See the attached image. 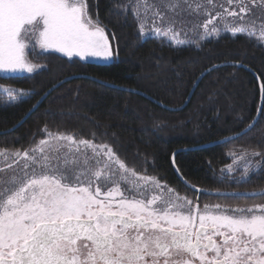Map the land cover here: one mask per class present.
I'll return each instance as SVG.
<instances>
[{
    "label": "snow or ice",
    "instance_id": "1",
    "mask_svg": "<svg viewBox=\"0 0 264 264\" xmlns=\"http://www.w3.org/2000/svg\"><path fill=\"white\" fill-rule=\"evenodd\" d=\"M226 2L239 11L224 9L210 16L202 25L204 35L219 30V19L238 18L245 23L250 12L246 0ZM161 3L174 16L193 8L192 0ZM88 7L87 0H0V72L33 73L43 67L25 55L33 37L43 51L110 60L113 52L105 27L98 16L94 20L89 15ZM202 7L196 5L197 10ZM152 8L154 32L168 36L171 27L155 26L157 20L166 22L165 13L157 5ZM139 9L137 0L133 13L137 19H141ZM117 10L127 14L128 6ZM200 27L195 25L193 31L203 39ZM231 30L246 32L247 28ZM140 33H144V23ZM259 35L264 38V25ZM171 40L184 43L175 32ZM0 91L11 102L25 95L22 89L3 85ZM49 136L76 148L69 146L64 157L51 155L45 151L50 140H41L37 148L11 153L17 166L23 162V170L10 180H0V264H160L161 259L169 264L173 252L197 258L200 264H264V204L246 209L206 204L201 210L184 197H166L164 186L144 176L135 185L137 197L129 199L121 183L137 174L110 146L90 140L77 142L69 135ZM81 146L91 149L93 155L82 154ZM249 155L262 154L245 152L239 159ZM101 164L103 168L98 170ZM109 184L113 186L102 192ZM154 188L161 194L148 198ZM167 191L173 192L171 188Z\"/></svg>",
    "mask_w": 264,
    "mask_h": 264
},
{
    "label": "trees",
    "instance_id": "2",
    "mask_svg": "<svg viewBox=\"0 0 264 264\" xmlns=\"http://www.w3.org/2000/svg\"><path fill=\"white\" fill-rule=\"evenodd\" d=\"M149 1L153 5L156 0ZM139 2L142 19L148 0ZM87 3L90 16L94 20L98 16L105 27L113 61L87 62L57 52H33L32 59L43 65L41 69L21 76L0 75V85L25 93L22 100L11 102L0 91V148L24 149L48 132L66 133L108 145L136 173L194 194L177 178L171 163L172 154L185 149L178 151L174 160L192 185L224 191L264 188V101L258 120L244 135L189 149L233 135L253 121L261 90L248 69L227 65L211 70L182 110L170 111L158 104L182 106L198 76L223 62L250 68L264 91V46L244 35H222L198 46L144 38L139 29L141 19L133 14L137 0ZM124 6H128L127 14L117 10ZM70 76L82 77L59 85L18 127L5 132L19 123L48 89ZM253 151L262 155L239 159ZM245 167H249L246 172Z\"/></svg>",
    "mask_w": 264,
    "mask_h": 264
},
{
    "label": "rangeland",
    "instance_id": "3",
    "mask_svg": "<svg viewBox=\"0 0 264 264\" xmlns=\"http://www.w3.org/2000/svg\"><path fill=\"white\" fill-rule=\"evenodd\" d=\"M246 2L248 3V6L250 8V12L245 15V23L240 22L238 18L234 19V18L229 17L227 19H219L216 21V23L219 27V30L216 33H213L212 35L209 36V35L203 34L202 25H203L205 20L209 19L210 16L216 15L217 12H222L224 9L235 10L237 12L239 11V9L238 8L232 9V6L228 5L226 0H211V4L209 3V0H192V4H193L192 9H190L189 11L182 12L180 15L174 16V14L171 11L165 10L164 4L161 3V0H156L153 3V5H157L159 10L161 12L165 13L166 22L164 24H161L159 22V20H157L155 22V26L156 27H163V28L171 27L173 29V31H170L168 33V36H162V35H157L153 30L154 24H153L152 15H153V11H155V9L152 8L153 5H151L150 1L148 0V3L147 2L144 3L143 10L148 8L149 11H152V14L147 15L148 19H147L146 23L144 22L143 18L140 20L139 29H140V25L142 23H144V33L141 34L142 37H144V38L155 37V38L162 39L166 43L173 44V45H179V46H183V45H196V46H198L202 42H204L205 40L214 39V38H217V37L222 36V35H229V36L244 35L246 37H250V38L254 39L257 43L264 46V38H261L259 35L260 30H261V25H264V9L259 6V4L257 3L256 0H246ZM198 4L204 5V7L197 10L196 5H198ZM220 5H223V7H220ZM173 20H174V23H173ZM253 22H254V24H253ZM195 25L201 26L198 29V31L200 32L201 35H203V39H199L197 37V35L195 34V32L193 31V27ZM242 26L247 28L246 32H241L239 30H237V31L231 30L233 28L239 29ZM173 32L178 33V38L183 40L184 43L174 44L173 41L171 40ZM33 52H56V51H54V50H48V51L41 50L39 48V46L35 44V38L33 37L32 43L29 44V47L25 51V55L27 56L29 61L41 65L40 62H37L34 59H32V57H33L32 53ZM59 54H62V53H59ZM62 55H64V54H62ZM73 57L81 59L78 56H73ZM73 57H70V58H73ZM113 59H114V55L110 60H107V61L101 60L98 58H93V57H86V58L81 59V60L87 61V62L107 63V62L113 61ZM25 74H30V73H26V72L25 73H4V72H0V75H2V76H21V75H25ZM13 94H15V93H13ZM2 95H3V97L5 96L4 98H6L8 101H10L7 93L2 92ZM49 133H51L54 136H62V135L73 136V135L66 134V133L48 132L44 138L36 141L35 143L28 146L27 148H24V149L0 148V153H3V154H0V170H2V171H0V180H10L14 176L21 174V172L23 170V162H21L17 166V164L14 162L15 158L10 155L11 153H14L16 151H24V150H30L33 148H37L39 145V142L41 140H50V144L45 146V151H46V153L51 154V155H59L60 157H64L66 154H69V146H71V148L73 150H75V148H76L75 144H70V142L63 141V140H60V141L51 140ZM73 137H74V140L77 142H79L80 140H85V139H81V138H76L75 136H73ZM93 143L96 145H101V144H97L95 142H93ZM57 149H59V152L56 151ZM80 152L82 154L86 153L87 156L93 155L91 149L85 150L83 148V146L80 147ZM69 159H71V155H69ZM246 162H247V164L249 163L248 161H246ZM93 163H95V161H93ZM9 165H11V167H9ZM114 167H116V166L114 165ZM102 168H103V164H101L99 166L98 170H100ZM242 168L243 167H241L239 170H242ZM245 168L246 169H243V170L246 172L249 169V167L248 168L245 167ZM136 174H137L136 177H130L129 178L128 183H123V182L121 183V188H122V190H124L125 196H127L129 199L137 197V194L135 191V185L137 184L138 177L139 176L151 177V176L142 175L139 173H136ZM151 178H153V177H151ZM153 180L158 181L156 178H153ZM158 182L162 186H164L163 187V194L166 197L171 196L173 199H175L176 196H179V197H184L187 200L192 199L191 196L194 197L193 194H191V193H189L183 189H178V188L173 187V186L166 184L164 182H160V181H158ZM139 183L143 184L144 181H139ZM112 186L113 185L109 184L107 186L102 187V192L108 191V189ZM168 188H171L173 190V192L168 193V191H167ZM160 194H161V190L154 188L153 191L148 193V198H151V196H153V195H160ZM215 204H220L223 206H230V207H232V209H234V208H245L246 209L249 207H253L254 205H257V204H264V195L261 197H255V198H241L239 200L221 199Z\"/></svg>",
    "mask_w": 264,
    "mask_h": 264
},
{
    "label": "water",
    "instance_id": "4",
    "mask_svg": "<svg viewBox=\"0 0 264 264\" xmlns=\"http://www.w3.org/2000/svg\"><path fill=\"white\" fill-rule=\"evenodd\" d=\"M227 65H237V66H241V67H244L246 69H248L256 78L259 86H260V90H261V95H260V103H259V108H258V112L255 116V118L253 119V121L250 123L251 125L254 126V124L256 123V121L258 120L260 114H261V111H262V108H263V101H264V91H263V86H262V83L258 77V75L252 71L250 68L246 67L245 65L243 64H240V63H236V62H223V63H218V64H215L207 69H205L199 76L198 78L196 79V81L194 82L188 96H187V99L186 101L184 102V104L180 107H167V106H164L163 104L161 103H158L157 101H155L156 103H158L161 107H164L170 111H179V110H182L185 105L187 104V102L189 101V99L191 98L194 90L196 89L198 83L200 82V80L208 73L210 72L211 70L215 69V68H218V67H222V66H227ZM82 76H70V77H67L65 78L64 80L56 83L55 85H53L50 89H48L44 94L43 96L36 102V104L27 112V114L20 120L19 123H17L13 128L9 129V130H6L5 132H8V131H11L13 130L14 128L18 127L34 110L35 108L42 102V100L50 93L52 92L55 88H57L59 85H61L62 83L66 82V81H69L70 79H75V78H80ZM106 84V83H105ZM124 89V88H123ZM125 90H128V91H131V92H136L138 94H141L143 96H145L146 98H149L151 100H154L152 99L151 97H149L148 95L142 93V92H138V91H134V90H131V89H126ZM249 124V125H250ZM248 125V126H249ZM245 127L244 129H242L241 131L233 134V135H230V136H227V137H224L220 140H217L215 142H211V143H208V144H203V145H200V146H195V147H191L189 149H194V148H203V147H208V146H212V145H216V144H222V143H225V142H228V141H231V140H234L242 135H244L245 133H247L249 131V127ZM252 126V127H253ZM251 127V128H252ZM4 133V132H3ZM181 150H185V149H179L177 150L176 152H174L172 154V157H171V163H172V167H173V170L177 176V178L180 180V182L186 186L187 188L191 189L192 191L196 192L197 193V199L199 198V196L201 194H204V195H210V196H223V197H259V196H263L264 195V188L263 189H259V190H254V191H224V190H210V189H204V188H201V187H197L195 185H192L191 183H189L188 181H186V179L180 174L176 164H175V160H174V155L178 152V151H181Z\"/></svg>",
    "mask_w": 264,
    "mask_h": 264
},
{
    "label": "flooded vegetation",
    "instance_id": "5",
    "mask_svg": "<svg viewBox=\"0 0 264 264\" xmlns=\"http://www.w3.org/2000/svg\"><path fill=\"white\" fill-rule=\"evenodd\" d=\"M257 3L259 4V6L261 8L264 9V0H256ZM204 189H210V188H204ZM263 189V188H261ZM212 190V189H210ZM193 196H191L192 199H189L192 201V207L196 208L198 207L199 209H203L204 205H209V206H214L217 205L215 203H217L219 200L221 199H226V200H239L240 198H236V197H223V196H210V195H204L201 194L199 196V198L197 199V193L193 191ZM260 197V196H259ZM251 198H255V197H251ZM220 205V204H219ZM222 208L225 209H232V207L230 206H223L221 205ZM217 241H220L219 237H216ZM83 244V242H81V245ZM212 254L209 253V256H211ZM185 260L191 261V264H200V261L197 258H192L188 255H184L182 253L177 254L176 252H173V255L170 258L169 264H183V262ZM160 264H163V259H161Z\"/></svg>",
    "mask_w": 264,
    "mask_h": 264
}]
</instances>
